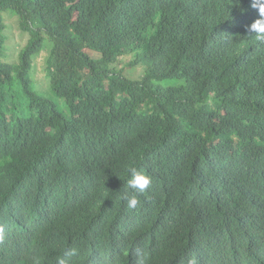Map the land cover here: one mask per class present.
Wrapping results in <instances>:
<instances>
[{"label": "trees", "instance_id": "1", "mask_svg": "<svg viewBox=\"0 0 264 264\" xmlns=\"http://www.w3.org/2000/svg\"><path fill=\"white\" fill-rule=\"evenodd\" d=\"M253 3L0 0V264H264ZM9 10L30 36L17 61ZM45 39L52 96L33 83ZM131 167L152 177L136 209Z\"/></svg>", "mask_w": 264, "mask_h": 264}, {"label": "rangeland", "instance_id": "2", "mask_svg": "<svg viewBox=\"0 0 264 264\" xmlns=\"http://www.w3.org/2000/svg\"><path fill=\"white\" fill-rule=\"evenodd\" d=\"M2 15L7 25L5 34L8 37L5 45L4 60L9 58L12 61H17L22 50H24L28 45L30 36L21 30L20 20L18 16H16L12 11H5ZM45 40L46 44L43 51L34 59L33 83L36 89H39L41 92L52 96L49 80L46 76V62L50 54L51 46L47 42V39ZM130 60L131 57L129 56L121 59L116 66L117 69L123 70L124 76L128 79H141L145 74V67H131L129 66ZM183 83L184 81L180 79H170L161 82V84L164 86H180ZM53 99L58 103L60 102V100L54 96ZM62 110L64 111L63 108Z\"/></svg>", "mask_w": 264, "mask_h": 264}, {"label": "clouds", "instance_id": "3", "mask_svg": "<svg viewBox=\"0 0 264 264\" xmlns=\"http://www.w3.org/2000/svg\"><path fill=\"white\" fill-rule=\"evenodd\" d=\"M253 7L259 8L260 19H257L248 27V32L254 36L255 40L264 43V0H254ZM130 179L127 182V187L132 190L130 196H125L128 207L136 209L140 201L138 199L139 194H144L152 183V177L145 172L138 170L135 167L129 168ZM3 239V229L0 228V240ZM67 256L73 257L77 255V250L72 249L66 253ZM32 264H40L38 258H32ZM60 264H65L64 260L60 261ZM137 264H144L143 258H138ZM188 264H197L195 257L188 261Z\"/></svg>", "mask_w": 264, "mask_h": 264}]
</instances>
